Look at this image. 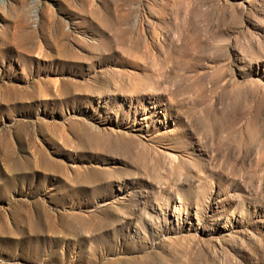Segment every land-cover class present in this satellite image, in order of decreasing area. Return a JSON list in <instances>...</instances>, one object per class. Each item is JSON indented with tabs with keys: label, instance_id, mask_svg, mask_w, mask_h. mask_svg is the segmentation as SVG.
I'll use <instances>...</instances> for the list:
<instances>
[{
	"label": "rangeland",
	"instance_id": "1",
	"mask_svg": "<svg viewBox=\"0 0 264 264\" xmlns=\"http://www.w3.org/2000/svg\"><path fill=\"white\" fill-rule=\"evenodd\" d=\"M0 264H264V0H0Z\"/></svg>",
	"mask_w": 264,
	"mask_h": 264
}]
</instances>
